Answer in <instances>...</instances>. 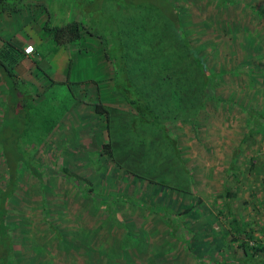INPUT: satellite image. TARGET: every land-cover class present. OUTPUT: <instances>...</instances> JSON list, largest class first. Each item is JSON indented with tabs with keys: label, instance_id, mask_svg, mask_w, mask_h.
I'll use <instances>...</instances> for the list:
<instances>
[{
	"label": "rangeland",
	"instance_id": "obj_1",
	"mask_svg": "<svg viewBox=\"0 0 264 264\" xmlns=\"http://www.w3.org/2000/svg\"><path fill=\"white\" fill-rule=\"evenodd\" d=\"M66 1L6 0L2 5L14 4L16 9L13 13L0 12V37H10L6 38L10 46L19 43L25 34L34 36L36 27L43 30L40 34L43 40L38 44L43 58L38 62L36 77L22 76L21 81L13 82L12 76L0 66L2 76L7 79L6 83L0 82V99L6 101L2 106L4 102L0 100V123L3 122L0 143L2 138H7L6 142L12 138L14 149L22 153L25 163L41 172L38 176L24 169L12 198L6 201L5 230L14 249L10 264H104L106 250L125 232L121 220L135 234L148 233V242L143 239L148 245L147 251L153 247L164 253L163 258L173 256L175 264H220L216 261L222 253L229 260L227 264H239L236 260L241 257L240 249L225 248L222 244L219 251L206 248L202 255H195L194 249L196 245L205 248L202 243L205 236L206 243L211 241L210 227H227L226 219L216 215V210L224 206L240 220L252 222L254 236L259 241L263 238L264 133L255 129V122L261 118L250 112L253 109L264 113V80L252 84L248 68L263 77L260 73L264 74V0H233L226 6L214 5L209 0L174 2L179 7L182 31L189 37L197 36L201 42L208 41L214 48L204 50L202 59L217 72L211 80L214 82L211 91L201 97L197 108L175 109V118L163 111V98H159L165 83L151 85L145 80L149 73L157 78L163 66L148 55L146 42L153 35L152 39L149 35L142 38L136 32L139 29L136 10L124 8V0H94L88 4ZM249 4H255L254 9L260 15L252 12ZM71 18L81 20L83 29L91 32H85L65 48L53 50L51 35L45 26ZM147 28L148 32L153 30L148 24ZM157 67L160 69L156 72ZM97 86L99 92H96ZM136 88L141 92L149 88V95L158 94L152 105L161 114L160 128L155 129L150 121L135 124L136 145L140 147L148 142L150 146L169 150L165 153L166 162L154 164L168 169L173 178L167 173L164 179L181 189L171 187L163 202L166 204L167 199L175 196L182 205L193 203L198 214L186 215L192 221L187 222L190 228L175 218L178 208L182 209V205H177L173 210L176 201L171 213H157L155 209L164 208L157 194L149 193L153 186L143 181L132 182L122 190L120 170H113L109 160L105 162V174L101 178L97 176L98 168L91 155L95 141L103 133L96 123L91 102L100 96L102 101L116 103L124 109L127 107L124 93L134 96ZM13 89L22 91L21 110L17 108L21 96ZM5 91L9 92L8 97ZM111 124L116 125L114 117ZM149 125L154 131L145 137ZM65 162L79 176L77 181L49 172L56 171ZM131 162L137 170L143 167L136 160ZM84 176L94 178L92 189L98 194L84 188L88 186L82 181ZM6 178L0 155V188ZM42 181L45 182L43 189ZM225 190L232 195L224 194ZM122 192L126 200L115 204V213L110 199L108 205L96 206L100 200L104 203L106 197L113 198ZM132 197H136V203ZM167 201L170 205V200ZM110 216L113 220H109ZM209 218L212 221L205 231L199 222ZM174 224L172 235L170 227ZM83 232L93 236L89 247L81 241ZM195 234L200 240H193ZM188 237L186 247L182 239ZM144 255L141 253L139 259H133V264H143L140 260L147 257ZM156 264H165V261Z\"/></svg>",
	"mask_w": 264,
	"mask_h": 264
},
{
	"label": "trees",
	"instance_id": "obj_2",
	"mask_svg": "<svg viewBox=\"0 0 264 264\" xmlns=\"http://www.w3.org/2000/svg\"><path fill=\"white\" fill-rule=\"evenodd\" d=\"M5 1L6 0H0V12H11L16 9V6L14 4L6 6L2 5V3H4ZM67 1L72 2L73 0ZM76 1L78 3L84 1V3L88 4V2H92L94 0ZM102 1L104 2V0ZM176 1L177 0H124V8L132 9L133 7L134 10H136V18L137 22L139 23V29L136 25V32L141 34L142 38L145 35H149L148 38L152 39L151 34L153 35V39L146 42V46H148L149 50L148 55L149 58H154L158 63L161 62L163 68H161L162 71L157 75V78L154 79V76H149V74H151L149 73L147 74L148 76L145 80L148 83L151 82V85L157 83V85L159 86L165 83V89H160L159 98H163V111H168V113H170V116L173 118L177 116L175 115V109L181 110L183 108H197L198 104L202 102L201 97H203L208 90L211 91L212 84H214V82H211L212 78L217 76L216 70H211L205 64L204 59H202V57L204 56V50L210 51L214 48H211L212 46L208 41L201 42L197 36L193 35L189 37V35H187L185 31H182L180 26L181 16L179 7L176 5V3H174ZM209 1H211L214 5L216 4L222 6L229 5L233 2V0ZM248 7L252 9V12L260 15V11H255L254 9L255 4H249ZM152 23L154 24V26L152 25ZM147 24L149 25V29L150 27H153V30H151V32H148ZM83 26L84 23H82L81 20L71 18L70 20L62 22L60 24H54L49 27L45 26V29L49 32V35H51L50 39H52L53 47L56 50L60 46L65 48L67 47V44L71 45L73 41L80 39L85 32H91L90 29H83ZM5 42L6 44L4 45ZM33 50L34 46L32 44V51ZM11 51L12 46L9 45V41L6 40L1 43L0 66L2 67V70L4 72L12 76L13 82L21 81L18 73L13 70L10 65L7 64L9 63V59H12V57L8 55V53ZM39 57L40 58L38 59L42 60L43 55H41L40 52ZM68 65L69 63L67 64V66ZM158 69L160 68L157 67L156 72ZM226 69L227 68L223 69L222 71H220V73L225 72ZM260 74L263 77L257 75V72L253 71V68H248V77L252 84H255L257 82L261 83L264 80L263 72ZM0 75H2L1 70ZM65 79L68 83L71 82V80H68L67 74H65ZM145 80L143 79V81ZM208 85H210V87ZM96 88V92H99V86H97ZM152 88L156 89L155 87ZM13 90L15 93H19L18 96H21L19 97V101L17 103V108L21 110V108L23 107L22 91H20L19 89ZM149 90L150 89L147 88L146 92H141L136 88L134 89V96H128L125 92L124 97H122L126 100L125 102L127 107H124V109H121L120 106L116 103L110 101H102V98L100 96H96L94 100H92L91 110L96 117V123L98 124L99 128H101V133H103V135H100V138L95 141L96 147H94V149L92 150L91 156H93V161L98 168L96 172L97 176L99 175V178H101L103 174H105V171L107 170L105 168V162L108 160L112 163L111 168L113 170H120V177H122L121 180L123 182L122 190H124V188L132 182H138L140 184L143 181L145 185H151V187L153 186L151 192L149 193H152L153 195L157 194L158 201L161 202L164 208L163 210L162 208L158 207V209L155 210H157V213H160L161 211L162 214H165L171 213L172 206H174L173 203L174 201H176L174 196L170 199H167L170 200V205L167 200L166 204H164L163 202L164 198L167 197V194L170 191L171 187H174V189L176 190L181 189L178 184L173 183L171 180L164 179L163 176L167 173H170L168 169H164L163 165H159L158 163L157 164L159 166H157L156 163V165L154 164V162L162 160L166 162L167 154L165 155V153L169 150L166 151V148L164 147H154L153 145L150 146L148 142H146L144 145L142 144L140 147L136 145L137 136L135 134L137 133V127L135 128V124L138 123V121H150L152 122L151 125L155 126V129L159 127L158 125L161 126V114L158 109H156V107L152 105L157 100L155 96L158 94L156 93L149 95ZM39 91L40 90H38V92ZM114 92H116L115 94H117V90ZM5 93L6 97H8L9 92L5 91ZM0 100L4 102L2 106H5L6 101L2 99ZM13 105H16L15 102ZM253 113L257 116V118H261L260 120L256 119L258 121L255 122V129L261 130L260 132L264 133V113H258L252 109L250 114L253 115ZM111 117H114L116 119L115 126L111 124ZM141 124L144 125L143 123H140L138 125ZM0 125H3V122L0 123ZM152 126L148 127L145 130V137L153 133L154 130L151 128ZM114 128H116V130ZM161 133L165 139L166 135L162 131ZM16 138H14V140ZM6 140L7 138H2L0 143V155L2 156L3 164L5 165V169L7 172V178L5 179L4 186L0 188V264H10L13 259L14 252V249L10 245V238L7 235V230H5L7 226L4 221V217L7 216L6 201H8L9 198H12L13 192L18 187L17 182L20 179L24 169H27L28 172L35 173L38 176L41 175V172H39L40 170L38 171V169L34 166L29 167V165L25 163V160L22 157V153L14 149L13 139L11 138L12 143L10 142V140H8V142H6ZM5 142L7 144H5ZM171 150L174 151V149ZM132 160H136V162L143 164V167L145 169L143 167H139L138 170L136 168H133L131 162ZM22 163H24V165ZM59 166L60 167L56 169V171L51 170L49 172L55 175H61L68 180H71L72 182L79 179L78 175L69 170L68 162L62 163ZM148 166L152 170V174L149 173V171L151 170L147 169ZM140 169L144 171L142 172ZM81 178L84 184H88L87 187H84L86 190L88 189L89 191H93L94 195L98 194L97 191H94L92 189L94 187L92 186L94 178H89L87 176ZM170 178H173L171 173ZM95 180H98V178H95ZM40 186L42 189L45 188V182L42 181L40 183ZM123 194V192L121 194L116 193L112 196L113 198H109L108 196L106 197L104 203H102L100 200L99 203H96V206H104L103 204H107V202L109 203L108 200L110 199L114 204V206L111 207V210L113 211V213H115L117 211L115 204H117L118 201L122 202L126 200V196H124ZM224 194L229 196L232 195V192L225 190ZM131 195L132 194H130L129 196L131 197ZM145 195H147V193H145ZM145 195L144 198L147 197ZM132 199L136 203V197H132ZM142 199L143 198H139V200L144 201V199ZM14 200H16V197H14ZM148 201L150 200L148 199ZM177 205H180L179 207H181L182 204L176 201L173 210L176 209ZM193 206V203L182 205V209L178 208V212L176 213L177 215L175 216L177 220L182 221L184 226L188 228L190 227L187 225L192 223V221H188L186 215L194 213H196V215L198 214V212L193 209ZM153 207L156 208V206L154 205ZM216 213L217 216H221L223 219H226L225 223L227 227L218 226V228H209L208 225L211 224L212 221L210 220V218L208 220L205 219L199 222V224H201L202 226L201 228H203L205 231L207 227L209 228L208 231L211 233V241L208 240L209 243H206V236L203 237L204 239H202V243L204 241L205 248L200 249L198 248L200 245H196L194 249V252H196L195 255H200L201 252H203L206 248L207 251H219L220 246L224 244L225 248L234 247L236 249H240L241 257L236 260L239 261V264H264V234L262 241H259L258 238H256L252 233V222H250L249 220H240L238 216L227 206H224L221 209H217ZM212 217L214 218L215 216L212 215ZM108 218L109 220H113L111 216ZM167 222L169 223L168 220ZM187 222H189V224ZM120 223H122L123 226L121 224L120 226L123 227L125 232L123 233V237H121L119 240L117 239V242H114L113 245H110L106 250L104 264H133V259H139L141 253H144V256H147L146 258L140 260L143 264H156L162 262V260L165 261V264L166 261H170L169 264H175L176 258L173 256H171V259L163 258L165 257L164 253L162 254L161 252H159V250H156L153 247L151 250L148 249L147 251L148 245L144 241L148 242V233H144L143 229H141V231L143 232L142 234H140L139 232L135 234L130 229L129 225H125L124 221L121 220ZM174 226L175 224L171 225L170 234L173 233V231L171 230ZM259 226L260 225L257 224V227ZM90 235L91 234L89 233L86 234V232H83V239L81 241H83L86 246H88L89 240L91 241V238L93 237ZM170 236L168 235L167 238H170ZM192 237L194 241L200 240V238H197L199 237V235L197 236V234H195V237ZM189 239V237L185 240L182 239V243L183 241H186V247L188 242L190 241ZM220 241L222 242L221 244ZM165 243L168 244L169 242L166 241ZM188 247H191V245L189 244ZM136 251H138V253H136ZM144 251L147 253H145ZM227 261H229L227 256L222 253L221 257L218 258L216 262L220 264H227Z\"/></svg>",
	"mask_w": 264,
	"mask_h": 264
},
{
	"label": "crops",
	"instance_id": "obj_3",
	"mask_svg": "<svg viewBox=\"0 0 264 264\" xmlns=\"http://www.w3.org/2000/svg\"><path fill=\"white\" fill-rule=\"evenodd\" d=\"M33 32H34V36L32 37H30L31 35H27V34L21 36V41L13 45L12 51L8 53V55L11 56L12 59L10 58L9 63L7 64L10 65L12 69L18 73V75L20 76V80L21 78H23L22 76L33 77L34 75V77H36V74L38 73L37 72V70L39 69L38 62L40 61V59L38 58L40 57H39V50H37V46L39 44V41L43 40V35L42 37L40 36L43 30L36 27ZM6 38H10V37H6V36L0 37V47L2 42L6 40L9 41ZM29 42L33 44L34 50L31 53H25L23 52V45L28 44ZM52 49L55 50L54 47H52ZM27 77H25V79H27ZM0 82L6 83L7 79L4 78L2 75H0Z\"/></svg>",
	"mask_w": 264,
	"mask_h": 264
},
{
	"label": "built area",
	"instance_id": "obj_4",
	"mask_svg": "<svg viewBox=\"0 0 264 264\" xmlns=\"http://www.w3.org/2000/svg\"><path fill=\"white\" fill-rule=\"evenodd\" d=\"M32 51V44L28 43L23 46V52L30 53Z\"/></svg>",
	"mask_w": 264,
	"mask_h": 264
}]
</instances>
